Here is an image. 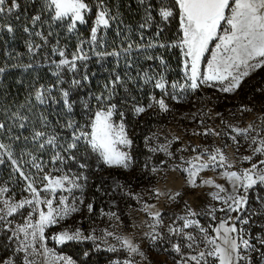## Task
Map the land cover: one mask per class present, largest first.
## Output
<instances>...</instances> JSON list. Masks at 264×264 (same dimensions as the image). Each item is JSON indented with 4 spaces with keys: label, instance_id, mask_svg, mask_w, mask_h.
I'll return each mask as SVG.
<instances>
[{
    "label": "rangeland",
    "instance_id": "obj_1",
    "mask_svg": "<svg viewBox=\"0 0 264 264\" xmlns=\"http://www.w3.org/2000/svg\"><path fill=\"white\" fill-rule=\"evenodd\" d=\"M144 2L148 11L158 7L154 12L155 16L147 13L146 19L149 27L153 25L161 31L162 24L158 20L163 18L160 10L170 9L173 15L169 18L174 17L175 0ZM88 9L84 13L86 22H77V28L91 24L92 30L96 26V17L100 11L92 16L90 8ZM64 21L70 23L67 19ZM227 27L224 24L219 34H223ZM108 28H98L95 42L92 41L90 30L89 39L84 43L86 48L82 49L87 51L94 47ZM180 36L182 38L181 28ZM217 43L218 40L211 41L209 49L200 59V79L207 70ZM178 48L182 66L181 83L177 89L168 90L166 83L161 82L164 88H159V100H164L166 110L155 115L159 118L158 124L144 139L143 161L133 160L132 135L125 118L113 109L111 122L117 130L123 124L124 133L131 141L130 145L117 144V148L126 152L131 159L127 162V167L110 166L104 162L99 152L92 150L106 168L114 171L107 178L110 192H104L106 196H102L103 199L96 206L87 188V180L81 175H66L69 179L64 181V188H57L53 193L46 190V179L40 186H34L31 182L22 186L27 179L25 173L21 170L13 171L8 162L0 157V189H6L0 192V209L5 208V200L9 203H20L25 199L35 200L28 189L29 183L37 190L41 200L39 206L25 205L12 216L0 220V264H25L26 260L32 264H65V260L71 261V264H87L86 261H80L91 255V264H125L126 261L131 264H197V260L199 264H219L217 257L207 255L214 245L207 243L205 237L208 240L216 239L217 244H222V233L214 231L222 221H227L226 226L234 224L238 229V234H230L240 245L239 254L245 257L238 264H264V244L260 243V238L242 237L244 226L264 228V208L261 206L264 197L256 194L255 202L258 206L252 209L248 205L250 191L263 189L264 184L258 182L246 191L243 187H238L234 193L233 182L222 175L233 171L238 175L242 174L244 170L251 169L253 164L257 165V169H264V165L260 163L264 161V153H254V149L262 146L261 142L264 141V65L247 69L249 75L243 77L239 86L232 91L222 90L228 86V81H208L201 84L199 80L198 87L193 90L189 79L191 62L187 61L186 69L187 58L181 48ZM63 59L69 60L66 57ZM74 63L77 69L78 61L75 60ZM60 69H66V66ZM244 70L241 66L233 74ZM234 129H247V132L238 133ZM216 149H220L227 157V163L231 167L227 164L224 167L210 165L197 173L194 184L189 183L193 168L207 162L210 154H216ZM197 156L200 157L199 160L195 159ZM245 156L251 159L244 160ZM61 177L64 175L49 178ZM208 179L213 180L214 184L222 185L225 192L220 193L214 184H204L203 181ZM213 193H219L221 199H213ZM229 194L245 197L246 202L239 211L227 210L224 198ZM61 197H67L63 204L60 202ZM46 200H52V208L61 210L60 215L54 211L56 222L45 226L43 238L37 233L33 239L30 235L32 229L27 230L29 235L25 237L24 233L18 231V226H23L29 219L35 224L39 219V212L48 211L44 203ZM89 204L92 205L91 211L88 209ZM65 207H75L77 210L64 215L62 210ZM181 217L196 223L184 228V219ZM244 219L248 223H242ZM201 228L205 231L201 232ZM176 229L182 231L176 232ZM77 230L80 232L78 239L65 240L63 243L55 239L65 232L74 235ZM188 235L193 236L194 241L188 240ZM241 237L247 239L252 247L245 249L240 243ZM125 238L138 248L137 252H131L123 244ZM22 243L29 246L21 249ZM67 246L80 249V260L61 251ZM174 246H178L180 251L177 252ZM200 252H205L203 258L199 256ZM192 256L197 257V260H192Z\"/></svg>",
    "mask_w": 264,
    "mask_h": 264
},
{
    "label": "trees",
    "instance_id": "obj_2",
    "mask_svg": "<svg viewBox=\"0 0 264 264\" xmlns=\"http://www.w3.org/2000/svg\"><path fill=\"white\" fill-rule=\"evenodd\" d=\"M144 1L84 0L92 16L106 11L110 24L87 51L82 48H86L91 24L69 32V23L53 21L54 13L44 0H15L18 7L14 9L13 0H5L0 6L4 9L0 13V25L4 26L0 27V68L4 69L0 72V124L4 126L0 144L5 145L0 157L13 171L25 173L27 182L22 186L28 182L40 186L45 176L77 173L87 180L96 206L106 196L104 192H110L107 178L114 171L102 164L84 138L76 141L74 148L69 145L74 130L76 135L81 130L90 133L95 112L111 105L125 118L132 135L133 160L143 161L144 139L158 124L155 115L161 111L157 103L161 91L156 83L164 81L172 90L180 86L182 78L179 7L175 3L174 17L158 20L162 24L159 31L149 27L146 19L147 13L155 16L158 7L148 11ZM35 16L40 19L33 22ZM8 26L13 28L11 33ZM162 44L165 46L160 47ZM82 55L87 58L77 59V69L57 68L64 57L72 62L74 56ZM38 91L45 98L43 104L36 100ZM65 91L71 111L65 105ZM138 107L145 111L137 114ZM36 132L44 136L34 139ZM49 137H56L54 145L46 143ZM56 156L60 158L54 160ZM256 194L264 197V188L250 191L248 205L252 209L258 206ZM261 206L264 208V200ZM242 237L261 241L264 228L244 226ZM61 251L80 260L79 248L67 246ZM91 256L80 262L91 264Z\"/></svg>",
    "mask_w": 264,
    "mask_h": 264
},
{
    "label": "snow or ice",
    "instance_id": "obj_3",
    "mask_svg": "<svg viewBox=\"0 0 264 264\" xmlns=\"http://www.w3.org/2000/svg\"><path fill=\"white\" fill-rule=\"evenodd\" d=\"M5 0H0V6L4 5ZM44 3L48 9H50L54 15L52 16L53 21H64L69 20L68 31L72 32L76 26L77 22L84 24L85 16L84 13L88 11V5L84 0H44ZM176 5L180 10V28L182 31V38L180 39L178 46L181 48L184 57L187 58L185 62V68L187 69V61L190 60V77L191 80L190 87L194 90L198 87L197 81L199 83H206L208 81H219L221 83L228 81V86L223 87L222 90L225 92L232 91L239 86L240 81L243 77L248 76L249 72L247 69H255L264 65V0H175ZM18 5L13 0L12 8H16ZM11 11V9H10ZM3 7H0V13H3ZM160 15L164 20H167L173 15L170 9L162 8L160 10ZM108 13L101 10L96 17V26L92 28V41L97 40V31L100 26L104 28L109 27ZM39 16L33 17V22L39 20ZM150 19V17H149ZM226 24L228 27L224 29L223 34H219L223 25ZM0 27H4L0 25ZM144 27V25H141ZM9 33L13 31L11 26L7 27ZM26 32L27 28L24 29ZM39 35V33H37ZM218 40L219 43L216 44V50L213 52L212 59L208 62L207 70L203 74V78L200 79V59L204 53L209 49V43L211 41ZM153 45H149L152 47ZM165 45H160L164 47ZM55 51V50H54ZM80 51V49H78ZM61 56H64V52H60ZM86 56H74L73 61L70 62L67 59H62L57 64V68L62 66H69L70 70L76 68L74 63L77 59H86ZM254 61V63H249ZM243 66L244 71L238 72L234 75V71H237ZM28 67H31L29 65ZM4 69L0 68V72ZM187 74V73H186ZM87 77H85L86 79ZM231 78V79H229ZM119 77H117V82ZM74 84H79V81H73ZM156 87L164 88V84L157 81ZM68 92L65 91L63 96L65 98V105L69 111H71V104L69 103L67 97ZM98 101L102 100V97L96 98ZM36 100L40 103H45V98L41 92L36 93ZM159 107L162 111L166 110V105L163 99L157 101ZM115 105L108 107L106 111L98 110L95 112L94 117L91 121L90 127L91 132H86L81 130L79 135H73V143L69 145V148H74L76 146L75 142L84 138L87 143L91 146L93 151H97L103 157V160L108 165H122L127 167V162L130 161L131 157L126 153L118 150L117 144L130 145L131 141L127 138L124 133L123 124L117 127L111 122V117L113 115V109ZM138 113L145 111L143 107H138L135 109ZM4 126L0 124V129ZM23 127V125H21ZM69 127H72L69 124ZM238 133L240 131L247 132V129L238 130L234 129ZM44 136V133L36 132L34 139H39ZM56 137H49L46 141L49 145H54ZM255 142V140L253 141ZM262 146L256 147L254 153H264V141L261 142ZM5 145L0 144V149L4 148ZM41 148L44 144L40 145ZM216 154H210L208 161L200 164L198 167H194L190 172L191 179L189 183H195V177L197 173L203 169L209 168L210 165L213 167H224L227 164L231 167V164L227 163V157L220 151L216 149ZM59 156L54 157L59 159ZM199 160L200 157L195 158ZM244 160H250L251 157L245 156ZM191 163V162H190ZM264 165V161L260 162ZM39 167V166H37ZM253 170H256L255 172ZM228 180L233 182V192L235 193L238 187H243L245 191L252 186L256 185L258 182L264 184V169H257V165L253 164L251 169H246L242 174H237L236 172H225L222 174ZM44 179L48 180V185L46 190L55 192L57 188H64V181H68V177L64 176L61 178H49L45 176ZM204 184L213 185L214 181L211 179L203 181ZM78 187V185H74ZM216 188L219 189L220 193L225 192L222 185L214 184ZM28 189L33 193L35 200L25 199L20 203H9L7 200L3 201L5 208L0 209V220H5L6 217L12 216L19 209L23 208L25 205L39 206L41 200L37 190L32 186L31 183L28 185ZM70 191V189H66ZM6 191V189H0V192ZM178 195V194H177ZM213 199H221L219 193H213ZM67 197H61V204ZM245 197L229 194L224 198V203L227 205L228 211H239L241 207L245 204ZM48 207V211H40L39 219L35 224L31 223V220H27L23 226H18V231L25 234V237L29 235L28 229H32L30 235L33 239L36 238L37 233L43 238L44 228L47 225H51L56 222V216H54V211L57 215H60L61 210H54L52 208V200L44 201ZM6 209V211H5ZM89 211L92 210V205H88ZM35 210V209H33ZM75 207L68 209L65 207L62 212L64 215L68 214L69 211H76ZM224 211L225 209H220ZM195 215V213H191ZM159 216V213L155 214ZM31 217V213H29ZM62 218V216H61ZM181 219H184L181 217ZM10 223V221H9ZM195 221H189L184 219V228H188L190 225L195 224ZM242 223H248L247 219H244ZM227 221H222L219 226L214 229L217 233H222V244H217L216 239L208 240L205 237L207 243L214 245L212 251L208 252L207 255L215 256L219 259V264H238V261L245 259V257L239 254V244L236 238H233L230 234L237 233L238 229L233 224L232 226H226ZM170 231H172L170 229ZM176 232L182 231V229L174 230ZM201 232L205 230L200 229ZM107 235H112V233H106ZM15 235V233H14ZM80 237V232L74 235H69L67 232L61 233L55 239L58 242L63 243L65 240L78 239ZM117 239H121L117 237ZM187 239L194 241V237L191 235L187 236ZM155 240V237H153ZM123 244L133 253L138 251V248L132 244L128 239H123ZM240 243L243 244L245 249L252 247L247 239L240 238ZM264 244V239L260 241ZM29 245L22 243L21 249L27 248ZM177 252L180 251L178 246H174ZM191 247V244L189 245ZM115 250V249H110ZM143 256V253H140ZM199 256L203 258L205 252H200ZM192 260H197V257H190ZM25 264H32L26 260ZM65 264H71V261L65 260ZM125 264H131V262L126 261ZM197 264L199 261L197 260Z\"/></svg>",
    "mask_w": 264,
    "mask_h": 264
}]
</instances>
